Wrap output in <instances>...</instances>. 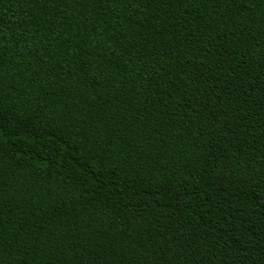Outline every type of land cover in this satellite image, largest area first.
<instances>
[{
	"label": "trees",
	"instance_id": "obj_1",
	"mask_svg": "<svg viewBox=\"0 0 264 264\" xmlns=\"http://www.w3.org/2000/svg\"><path fill=\"white\" fill-rule=\"evenodd\" d=\"M0 264H264V0H0Z\"/></svg>",
	"mask_w": 264,
	"mask_h": 264
}]
</instances>
